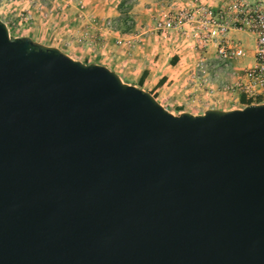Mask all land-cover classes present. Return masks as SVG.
<instances>
[{"label":"water","instance_id":"1","mask_svg":"<svg viewBox=\"0 0 264 264\" xmlns=\"http://www.w3.org/2000/svg\"><path fill=\"white\" fill-rule=\"evenodd\" d=\"M0 264H264V104L175 116L0 20Z\"/></svg>","mask_w":264,"mask_h":264},{"label":"rangeland","instance_id":"2","mask_svg":"<svg viewBox=\"0 0 264 264\" xmlns=\"http://www.w3.org/2000/svg\"><path fill=\"white\" fill-rule=\"evenodd\" d=\"M192 1L3 0L0 20L12 39L30 37L59 49L75 61L103 63L125 83L152 94L175 116L202 115L209 109L244 108V95L225 86L234 87L235 72L253 63L252 35L233 34L232 38L245 48L246 56L223 62L215 53V44L205 45L188 24L167 31L156 29L158 21L177 9L187 8ZM202 1L214 5L226 0ZM27 14L32 18L27 20ZM162 58V68L168 67L166 77L159 79L161 85L152 87L162 74L157 72ZM174 58L177 59L173 61ZM145 71L147 77L141 80Z\"/></svg>","mask_w":264,"mask_h":264},{"label":"built area","instance_id":"3","mask_svg":"<svg viewBox=\"0 0 264 264\" xmlns=\"http://www.w3.org/2000/svg\"><path fill=\"white\" fill-rule=\"evenodd\" d=\"M1 4L3 0H0ZM26 19L32 18L27 14ZM188 24L192 32L205 45L215 44L218 58L223 62L246 56L245 48L232 38L235 33L254 37L253 63L235 72V88L245 97L246 103L264 104V0H226L210 5L202 0H193L187 8L177 9L156 23L158 31L177 29Z\"/></svg>","mask_w":264,"mask_h":264},{"label":"crops","instance_id":"4","mask_svg":"<svg viewBox=\"0 0 264 264\" xmlns=\"http://www.w3.org/2000/svg\"><path fill=\"white\" fill-rule=\"evenodd\" d=\"M159 52H161V53H163V50L161 49V48H159ZM162 57V56H161ZM176 59H174L173 61H175ZM162 62H164V63H162ZM159 63H160V65H159V68H158V70H157V72L158 71H160V72H158V73H162V74H160V77L154 82V84H152L153 86L152 87H155L158 83H159V81L161 80V79H164V76L166 75V73H167V69H168V67H164V69L162 68L163 66H165V61H164V59L162 58V59H160L159 60ZM98 64H101V65H104L103 63H98ZM169 67H171L170 65H169ZM126 68V67H125ZM124 69V68H123ZM164 70V72H161V71H163ZM148 71V70H147ZM147 71H145V72H143V74H145L146 75V77H147ZM145 77V78H146ZM166 77V76H165ZM160 79V80H159ZM151 85V84H150ZM163 85V84H162ZM159 87V86H158ZM153 89V88H152ZM244 106V105H243ZM242 107H237V108H228V109H221V110H231V109H241Z\"/></svg>","mask_w":264,"mask_h":264},{"label":"trees","instance_id":"5","mask_svg":"<svg viewBox=\"0 0 264 264\" xmlns=\"http://www.w3.org/2000/svg\"><path fill=\"white\" fill-rule=\"evenodd\" d=\"M174 59H177V58H174ZM145 76H146V75L143 74L142 77H141V80H143V79L145 78ZM158 85H161V81L159 82ZM242 103H243L244 105L247 104L245 98H242Z\"/></svg>","mask_w":264,"mask_h":264}]
</instances>
